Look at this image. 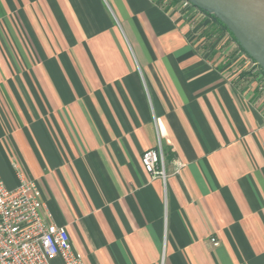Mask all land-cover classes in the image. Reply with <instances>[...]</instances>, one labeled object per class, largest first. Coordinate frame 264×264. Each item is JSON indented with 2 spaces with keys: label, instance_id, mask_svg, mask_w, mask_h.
I'll use <instances>...</instances> for the list:
<instances>
[{
  "label": "crops",
  "instance_id": "0c3cea01",
  "mask_svg": "<svg viewBox=\"0 0 264 264\" xmlns=\"http://www.w3.org/2000/svg\"><path fill=\"white\" fill-rule=\"evenodd\" d=\"M181 3L0 0V177L84 264H264V75L190 42Z\"/></svg>",
  "mask_w": 264,
  "mask_h": 264
},
{
  "label": "built area",
  "instance_id": "2783aa9c",
  "mask_svg": "<svg viewBox=\"0 0 264 264\" xmlns=\"http://www.w3.org/2000/svg\"><path fill=\"white\" fill-rule=\"evenodd\" d=\"M182 4L192 6L186 0ZM249 61L259 70L255 62ZM140 161L152 177L165 179L156 150L143 151ZM13 166L19 178L15 188H8L0 177V264H84L72 248L66 227L44 217L35 181L25 177L16 162ZM210 240L218 244L214 238Z\"/></svg>",
  "mask_w": 264,
  "mask_h": 264
},
{
  "label": "water",
  "instance_id": "95a60500",
  "mask_svg": "<svg viewBox=\"0 0 264 264\" xmlns=\"http://www.w3.org/2000/svg\"><path fill=\"white\" fill-rule=\"evenodd\" d=\"M213 15L245 54L264 69V0H186Z\"/></svg>",
  "mask_w": 264,
  "mask_h": 264
},
{
  "label": "rangeland",
  "instance_id": "374dc122",
  "mask_svg": "<svg viewBox=\"0 0 264 264\" xmlns=\"http://www.w3.org/2000/svg\"><path fill=\"white\" fill-rule=\"evenodd\" d=\"M179 9L184 19H186L189 23L190 42L197 45L218 48V51H220L218 57L226 55L225 57H227L230 62V69L232 70V72L249 71L256 75L255 77H257V73L259 72V70L251 67V62L249 61L248 57L240 50V48L235 43L232 42L231 38L226 33L219 30L218 24L212 18L199 11V9L189 5H184L182 3ZM230 44L234 46L229 47ZM223 51H225L226 54ZM261 77L262 76H260V78ZM261 85L264 89V81H261Z\"/></svg>",
  "mask_w": 264,
  "mask_h": 264
},
{
  "label": "trees",
  "instance_id": "16d2710c",
  "mask_svg": "<svg viewBox=\"0 0 264 264\" xmlns=\"http://www.w3.org/2000/svg\"><path fill=\"white\" fill-rule=\"evenodd\" d=\"M183 2V0H181ZM203 12V11H202ZM204 14H206L205 12H203ZM210 18H212L217 24H218V28L221 32H226L228 33V35L230 36V38H232V40L234 41V43L240 48V50L245 54V52L242 50V48L237 44V42L235 41V39L233 38V36L231 35V33L228 31V29L225 27V25H223L220 21H218L213 15H208ZM246 55V54H245ZM247 56V55H246ZM248 57V56H247ZM249 58V57H248ZM250 59V58H249ZM259 72L262 73L264 75V69L261 68L259 66Z\"/></svg>",
  "mask_w": 264,
  "mask_h": 264
}]
</instances>
